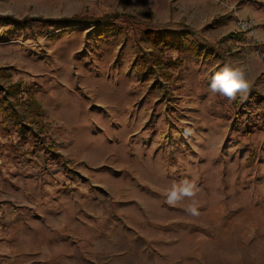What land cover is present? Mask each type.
Wrapping results in <instances>:
<instances>
[{"label": "rangeland", "instance_id": "1", "mask_svg": "<svg viewBox=\"0 0 264 264\" xmlns=\"http://www.w3.org/2000/svg\"><path fill=\"white\" fill-rule=\"evenodd\" d=\"M256 9L0 0V264H264V41L238 25ZM226 66L235 100L210 90ZM185 179L199 215L166 202Z\"/></svg>", "mask_w": 264, "mask_h": 264}, {"label": "clouds", "instance_id": "2", "mask_svg": "<svg viewBox=\"0 0 264 264\" xmlns=\"http://www.w3.org/2000/svg\"><path fill=\"white\" fill-rule=\"evenodd\" d=\"M248 84L244 79L242 71L235 67L226 66L222 71L215 73L210 83V90L214 93L235 100L239 93H246ZM198 188L194 181L182 180L179 184H173L165 193L166 202L170 206H178L186 198L191 200L185 206V211L190 215L196 216L198 213V202L196 195Z\"/></svg>", "mask_w": 264, "mask_h": 264}, {"label": "crops", "instance_id": "3", "mask_svg": "<svg viewBox=\"0 0 264 264\" xmlns=\"http://www.w3.org/2000/svg\"><path fill=\"white\" fill-rule=\"evenodd\" d=\"M250 14L253 16L245 17V18H250L252 20L254 19L253 21L255 22V25H256V36L259 40L264 41V10L256 9L255 13H252L250 11ZM4 208L6 209V212L11 211V208L9 206H5V203H4ZM34 222H40V221L35 220ZM28 223H32V220L30 222H28L26 220H24V221L23 220H21V221L16 220V225H15L16 233L18 235L28 234L29 233V231H28L29 224ZM30 226L31 227L35 226V224H31ZM41 226L44 228L43 231L47 230V232H46L47 239L46 240H47V242H49L50 238L48 237V233H49L48 229L50 228V226L46 223L42 224Z\"/></svg>", "mask_w": 264, "mask_h": 264}, {"label": "built area", "instance_id": "4", "mask_svg": "<svg viewBox=\"0 0 264 264\" xmlns=\"http://www.w3.org/2000/svg\"><path fill=\"white\" fill-rule=\"evenodd\" d=\"M238 25L242 31L252 32L254 30V21L252 19L241 18L238 21Z\"/></svg>", "mask_w": 264, "mask_h": 264}, {"label": "trees", "instance_id": "5", "mask_svg": "<svg viewBox=\"0 0 264 264\" xmlns=\"http://www.w3.org/2000/svg\"><path fill=\"white\" fill-rule=\"evenodd\" d=\"M156 33H157V32H156ZM154 39H155V41H157V42H161V41H163V40H168V38H166V37H164V36H161V37H157V36H155ZM178 43H180V40H178ZM180 45H181V44H180ZM2 105H3V109H4V113H5V115H7V114L9 113V109L6 108L5 103H3Z\"/></svg>", "mask_w": 264, "mask_h": 264}]
</instances>
